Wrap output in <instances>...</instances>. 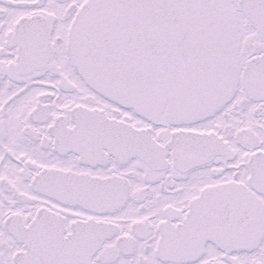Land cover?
Masks as SVG:
<instances>
[{
	"label": "snow or ice",
	"instance_id": "snow-or-ice-1",
	"mask_svg": "<svg viewBox=\"0 0 264 264\" xmlns=\"http://www.w3.org/2000/svg\"><path fill=\"white\" fill-rule=\"evenodd\" d=\"M0 264H264V0H0Z\"/></svg>",
	"mask_w": 264,
	"mask_h": 264
}]
</instances>
